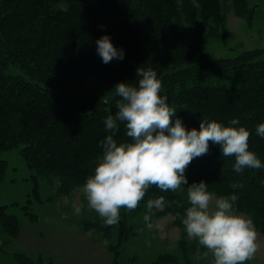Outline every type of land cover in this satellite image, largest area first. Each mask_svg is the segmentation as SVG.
<instances>
[{
    "label": "trees",
    "instance_id": "16d2710c",
    "mask_svg": "<svg viewBox=\"0 0 264 264\" xmlns=\"http://www.w3.org/2000/svg\"><path fill=\"white\" fill-rule=\"evenodd\" d=\"M227 2L252 23L256 9L249 0H0V154L23 144L21 154L34 177L57 181V193L69 195L94 173L102 154L100 142L108 134L103 121L115 113L119 99L113 87L135 83L142 66L157 72L161 94L187 128H198L205 118L225 126L238 118L251 133L250 150L264 162V138L256 135V126L264 123V50L219 58L205 50L208 42L227 33ZM105 34L124 50L123 60L102 62L95 41ZM115 139H127L123 124ZM233 163L210 143L207 155L194 158L185 175L189 184L205 181L216 195L235 191L238 211L264 234V169L237 174ZM7 168L0 157V182ZM234 181L245 187L231 189ZM182 191L151 186L138 209L148 199L164 196L161 214L184 213ZM7 209L0 204V236L9 237L5 242L20 231L17 216ZM120 213L125 216L118 242L110 246L114 264L119 245L136 234L125 210ZM85 225L110 233L99 223ZM186 245L182 239L185 252ZM15 257L22 264H44L25 253ZM158 260L176 263L177 257L162 254Z\"/></svg>",
    "mask_w": 264,
    "mask_h": 264
},
{
    "label": "clouds",
    "instance_id": "9594fccd",
    "mask_svg": "<svg viewBox=\"0 0 264 264\" xmlns=\"http://www.w3.org/2000/svg\"><path fill=\"white\" fill-rule=\"evenodd\" d=\"M95 43L104 64L124 59V50L115 47L109 35ZM136 78L135 83L118 82L113 87L119 97L116 111L103 121L108 134L100 142L102 154L82 188L88 206L104 224L112 226L119 221L120 209L136 210L151 186L162 192L186 186L188 207L182 223L188 237L198 241L205 256L211 254L212 264H246L259 245L252 220L236 207L239 196L235 191L214 195L203 180L189 184L185 172L194 158L207 155L210 143L219 146L222 158H234L232 167L237 174L264 169V162L250 150V131L238 118L231 119L228 126L215 119H200L198 128L189 129L167 95L161 94L162 81L154 69L140 66ZM121 124L127 139L119 142L115 137ZM256 135L264 138V123L256 126ZM260 184L264 186V180ZM229 187L236 190L245 185L234 181ZM166 203L160 196L148 199L147 207L161 209ZM80 211L75 208L76 214ZM150 219L144 216L149 228Z\"/></svg>",
    "mask_w": 264,
    "mask_h": 264
},
{
    "label": "rangeland",
    "instance_id": "374dc122",
    "mask_svg": "<svg viewBox=\"0 0 264 264\" xmlns=\"http://www.w3.org/2000/svg\"><path fill=\"white\" fill-rule=\"evenodd\" d=\"M249 5L256 9L251 24L237 16L231 2H227V33L205 46L212 57H234L245 50H264V0H249ZM12 71L18 72V69L12 68ZM22 146L0 154L8 162L5 179L0 182V204L7 205V211L16 215L20 223L16 238L5 242L9 237L0 236V264H22L15 253H25L36 263L42 258L44 264H114L115 253L110 246L118 242L125 215L120 213L118 223L108 226L88 206L83 186L74 188L69 195L58 194L57 181L34 177L37 174L22 156ZM182 196L186 209L187 191L183 190ZM143 203L141 210L122 208L128 215L127 224L132 225L136 234L119 245L116 264H212L211 254L205 256L206 250L198 241L188 237L182 223L185 212L161 214L163 208L149 210L147 202ZM76 207L81 209L79 214L75 212ZM28 212L36 214L37 220H32ZM146 214L151 217V228L144 221ZM65 215L67 219L62 218ZM87 222L99 223L100 227L109 229V235L104 230L88 228ZM256 232L259 247L246 264H264V234ZM182 239L187 241V252L180 247ZM162 254L175 255L176 263L159 261Z\"/></svg>",
    "mask_w": 264,
    "mask_h": 264
}]
</instances>
